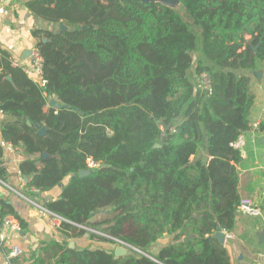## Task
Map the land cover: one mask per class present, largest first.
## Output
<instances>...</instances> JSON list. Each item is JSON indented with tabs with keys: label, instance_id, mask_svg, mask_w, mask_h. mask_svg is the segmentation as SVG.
I'll return each instance as SVG.
<instances>
[{
	"label": "trees",
	"instance_id": "trees-1",
	"mask_svg": "<svg viewBox=\"0 0 264 264\" xmlns=\"http://www.w3.org/2000/svg\"><path fill=\"white\" fill-rule=\"evenodd\" d=\"M179 1L192 21L162 3L27 0L35 15L61 25L34 33L40 82L0 48V110L9 117L2 136L27 156L20 164L27 189L62 188L42 205L64 220L59 230L67 239L88 235L130 248L116 257L52 242L37 264H231L213 237L234 232L243 200L235 144L252 129L264 0ZM203 147L209 162L194 160ZM100 212L112 217L92 223ZM8 216L26 230L2 202L3 224ZM165 235L171 242L154 254Z\"/></svg>",
	"mask_w": 264,
	"mask_h": 264
},
{
	"label": "crops",
	"instance_id": "crops-1",
	"mask_svg": "<svg viewBox=\"0 0 264 264\" xmlns=\"http://www.w3.org/2000/svg\"><path fill=\"white\" fill-rule=\"evenodd\" d=\"M26 2L27 0H0V48L10 55L11 61L29 66L32 63V51L37 48L39 42L34 33L40 30L56 33L60 31L61 25L52 24L35 15L26 7ZM259 69L257 73L262 74L261 80L259 81L254 75L252 83L255 95V103L250 115L252 129L240 137L235 148L242 154V161L237 169L243 200H252L263 216L253 217L237 213L235 230L231 234L226 233L227 239L224 245L229 252L231 264H264V63ZM0 71H2L1 65ZM28 76L39 82L36 76ZM11 82L13 83V79ZM53 100L56 99L50 98L49 105ZM8 119L9 117L0 110L2 153L0 169L6 171L5 180L0 179V264H14L13 262L35 264L38 259L45 257L44 249L52 242L66 244L68 247L70 243H74V249L71 250H105L114 254L115 250L107 245L108 242L100 245V241L91 240L88 235L67 239L60 232V227L54 225L49 212L42 204L45 201L58 199L62 188L57 187L40 195L27 189L29 180L26 183L20 171V164L27 159L25 152L22 148L8 143L6 146L2 145L5 142L2 136V122ZM204 151L206 152L204 162H209L210 157L205 148ZM2 202L14 209L20 219L26 222L25 231H22L20 226L18 230H13L2 223ZM7 218L18 222L12 216ZM171 237L163 236L154 245L152 252L157 254L171 242ZM15 248L21 251L18 257L13 256Z\"/></svg>",
	"mask_w": 264,
	"mask_h": 264
},
{
	"label": "built area",
	"instance_id": "built-area-1",
	"mask_svg": "<svg viewBox=\"0 0 264 264\" xmlns=\"http://www.w3.org/2000/svg\"><path fill=\"white\" fill-rule=\"evenodd\" d=\"M31 58H32V63L29 66L13 60L11 61V63L14 67L22 69L27 75L36 76V79L39 80L40 82L43 75V57L37 48L33 49ZM205 78L206 81L204 82V84L208 86L209 79L207 77ZM2 145L6 146L7 144L3 142ZM96 166L98 165L92 161H89L90 168H95ZM31 192L38 193V191L35 189H31ZM237 213L238 215H249L253 217L263 216L260 209L250 199H244L241 201L240 205L238 206ZM49 216L54 219V224L56 227H61L62 223L64 222L62 218L53 215L52 213H49ZM5 225L9 226L13 230H18L19 228L18 222H15L12 218H7L5 220ZM119 243L123 246L129 247L128 245L122 242ZM20 255H21V251L18 248H15L13 252V256L18 257Z\"/></svg>",
	"mask_w": 264,
	"mask_h": 264
},
{
	"label": "water",
	"instance_id": "water-1",
	"mask_svg": "<svg viewBox=\"0 0 264 264\" xmlns=\"http://www.w3.org/2000/svg\"><path fill=\"white\" fill-rule=\"evenodd\" d=\"M136 1H139V2L144 3V4H148V3H162V4L166 5V6L172 7L174 9H176L175 8L176 5H178V6L181 7L179 0H172V2H175V5L170 4V3H167L165 0H136ZM255 76L260 81L261 80V77H262V74L260 72L259 73L255 72ZM7 80L11 82L12 81V78L11 77H8ZM51 106H53L55 108H60L61 107V105L56 100L51 101ZM28 125L29 126H32L31 122H28ZM46 130H47L46 127H40V129L38 131L39 135H44L46 133ZM88 174H89L88 171H82L79 174V176L83 178V177H85ZM24 179H25V181L27 183L28 182V179H27L26 176H24ZM94 221H96V218L95 217L91 220V222L93 223ZM213 238L216 239L223 246L226 244V239H227L226 233H224L222 231L218 232ZM110 239H112L113 241H116L115 239H113L111 237H110ZM187 240H188V238L185 239V241H187ZM74 246H75L74 243H70V245H69L70 249H74ZM113 247H115V245ZM127 253H128V249L123 248V247H117L115 249V252H114V254H115L116 257H123Z\"/></svg>",
	"mask_w": 264,
	"mask_h": 264
},
{
	"label": "rangeland",
	"instance_id": "rangeland-1",
	"mask_svg": "<svg viewBox=\"0 0 264 264\" xmlns=\"http://www.w3.org/2000/svg\"><path fill=\"white\" fill-rule=\"evenodd\" d=\"M167 3H170V4H173V5H175V2H172V0H165ZM177 10H178V13H180V14H183L184 16H185V18H187V19H189V21H192L190 18H189V16L186 14V12L183 10V8H181L180 6H178V5H176V7H175ZM193 31L197 34V37H198V43L199 44H201V37H200V32H199V30L197 29V28H195V27H193ZM194 60H195V63L199 60V58L201 57V55H200V52L197 50L195 53H194ZM260 70V69H259ZM191 79V78H190ZM206 81V78H204V82ZM204 87V86H203ZM204 153L206 154V152L204 151V147L203 148H201L200 150H199V152L197 153V156L195 157V159L194 160H198V159H201V160H203V161H206V158L204 157ZM110 217H112V215H110V214H107V213H105V212H100L99 214H97L96 215V221H100V220H102V219H104V218H110ZM53 221V223H54V219L53 218H51ZM96 221H94V222H96ZM55 225V224H54ZM86 231H88L89 233H93V234H95V235H97V236H99L101 239H104V240H107V241H110V237L109 236H107L106 234H103V233H101V232H97V231H93V230H91V229H88V228H85V227H83ZM99 243V242H98ZM107 244V243H106ZM100 245H105V242H101V244ZM99 245V246H100ZM107 245H109V246H111L112 247V249L113 250H115L117 247H123V248H126V249H128V253L126 254V256L127 255H129L130 254V252H129V247H126V246H123V245H121L120 243H116V245H115V247H113L114 245H112L110 242H108V244ZM103 247V246H102Z\"/></svg>",
	"mask_w": 264,
	"mask_h": 264
}]
</instances>
